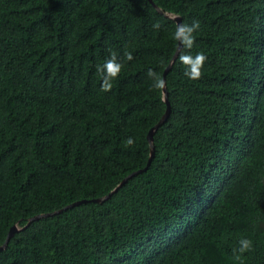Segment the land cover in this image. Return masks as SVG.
Returning a JSON list of instances; mask_svg holds the SVG:
<instances>
[{
    "label": "trees",
    "instance_id": "16d2710c",
    "mask_svg": "<svg viewBox=\"0 0 264 264\" xmlns=\"http://www.w3.org/2000/svg\"><path fill=\"white\" fill-rule=\"evenodd\" d=\"M14 226L0 264H264V0H0Z\"/></svg>",
    "mask_w": 264,
    "mask_h": 264
},
{
    "label": "water",
    "instance_id": "95a60500",
    "mask_svg": "<svg viewBox=\"0 0 264 264\" xmlns=\"http://www.w3.org/2000/svg\"><path fill=\"white\" fill-rule=\"evenodd\" d=\"M174 20L176 21V23H177V25H178V29H179V38H180V34H181V32H182V26H181V18H179V17H174ZM181 48H182V44H181V42H180V45H179V47H178V49H177V52H176V54H175V56H174V58H173V60L171 61V63H170V65L167 67V69H166V71H165V73H164V77H166V74H167V72L170 70V68H171V66L173 65V63H174V61H175V59L177 58V56L179 55V53H180V51H181ZM164 95H165V102L167 103V105H168V108H167V111H166V113L164 114V116L162 117V119L160 120V122L153 128V129H151L150 130V132H149V134H148V140H149V142H150V147H151V156H150V159H149V162H148V166L147 167H149L150 166V164H151V161L153 160V158H154V153H155V147H154V144H153V136H154V132L169 118V116H170V113H171V107H170V103H169V100H168V95H167V90H166V88H165V86H164ZM136 174V173H135ZM135 174H132V175H130L126 180H128L129 178H131L132 176H134ZM126 180L125 181H123V183L119 186V187H121L125 182H126ZM118 187V188H119ZM117 188V189H118ZM117 189L116 190H114L111 194H109L108 196H106V197H104V198H100V199H97V200H95V201H97V202H99V203H102V202H104L105 200H107L109 197H111V195L115 192V191H117ZM84 202H86V201H84ZM83 201H81V202H77V203H75V204H73V205H70V206H68V207H66V208H64L63 210H66V209H69V208H72V207H74V206H77V205H80L81 203H84ZM63 210H60V211H57V212H54V213H52V214H57V213H61ZM51 214H45V215H39V216H36V217H34V218H32L31 220H30V222H32L33 220H35V219H40V218H43V217H47V216H50ZM20 228L18 227V226H14V227H12L11 228V230H10V232H9V235H8V238H7V240H6V242H5V244L2 246V247H0V251H2V250H4L7 246H8V242L10 241V239H11V237L16 233V232H18V230H19Z\"/></svg>",
    "mask_w": 264,
    "mask_h": 264
}]
</instances>
